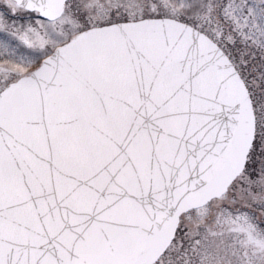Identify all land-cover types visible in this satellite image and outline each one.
I'll list each match as a JSON object with an SVG mask.
<instances>
[{
	"label": "snow or ice",
	"instance_id": "obj_1",
	"mask_svg": "<svg viewBox=\"0 0 264 264\" xmlns=\"http://www.w3.org/2000/svg\"><path fill=\"white\" fill-rule=\"evenodd\" d=\"M0 264H264V0H0Z\"/></svg>",
	"mask_w": 264,
	"mask_h": 264
}]
</instances>
